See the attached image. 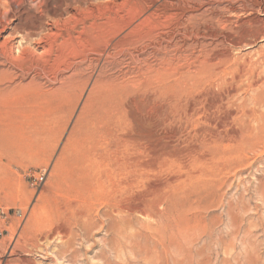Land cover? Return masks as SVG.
Instances as JSON below:
<instances>
[{
  "label": "bare ground",
  "instance_id": "obj_1",
  "mask_svg": "<svg viewBox=\"0 0 264 264\" xmlns=\"http://www.w3.org/2000/svg\"><path fill=\"white\" fill-rule=\"evenodd\" d=\"M40 1L41 13L19 12L13 33L7 37L0 33V171L22 153L17 120L25 113L19 104L24 96L42 92L45 86L56 87L52 92L67 98L92 82L99 90L96 94L92 88L96 98L109 99L120 84L106 71L123 60L128 66L142 62L144 80L139 82L151 93L143 124L155 136L128 135L121 146L105 152L93 143L61 150L54 170L62 192L57 210L66 214L69 226H92L99 220L101 228L111 232L116 223L138 215L152 218L155 226L145 224L159 232L178 233L188 207L182 201L178 174L153 183L150 173L179 170L191 162L211 170V175L196 172L193 179L212 176L215 159L241 160L246 153L264 148V112L231 110L228 94L218 96L231 79H237L239 68L231 65H235L232 52L249 49L264 32L241 40L199 34L201 26L213 22L234 32L245 23L241 16L247 24L263 22L253 17L264 16V0H57L55 9L50 8V0ZM222 4L226 6L219 12L207 11L204 20L200 11L205 6ZM7 8L3 19L12 11ZM208 26L204 31L211 34L214 28ZM28 78L25 86L13 84ZM232 125L235 129L229 131ZM186 131L194 132V138L186 139V145H193L189 151L181 144ZM142 140L149 146L135 147ZM230 142L238 147L225 153Z\"/></svg>",
  "mask_w": 264,
  "mask_h": 264
},
{
  "label": "rangeland",
  "instance_id": "obj_2",
  "mask_svg": "<svg viewBox=\"0 0 264 264\" xmlns=\"http://www.w3.org/2000/svg\"><path fill=\"white\" fill-rule=\"evenodd\" d=\"M50 1V8L55 9L57 0ZM8 3L0 0L3 37L13 33L12 28L18 23L17 13L38 15L42 9L40 0H8ZM224 6H205V12H200L205 13L206 20V14H210L207 11L219 12ZM7 7L12 11L3 19L6 10L9 11ZM224 15L230 17L226 12ZM244 17L239 18L245 23L235 33L222 30L213 22V26H209L214 28L215 35L204 31L208 25L201 26L199 34L234 36L241 40L258 31L264 32V16L253 17L263 19L259 24H247ZM232 19L235 21L234 17ZM250 46L232 52L231 62L235 65H231L239 68L237 79H231L227 87L219 90L218 96L228 94L231 110L235 107L237 112H249L252 108L255 113H263L264 37ZM127 62L123 60L114 70L106 71L105 75L112 74L120 84L119 93L111 99H97L99 90L92 82L83 92L76 91L67 98L60 92H52L56 87L51 90L42 86V92L21 99L20 108L25 113L18 118L17 127L21 132L22 153L15 163L0 171V264H264V148L246 153L241 160L234 156L215 159L212 176L193 179L196 172L211 175V170L191 162L179 170L150 173L148 179L150 177L149 182L153 183L178 174L182 201L186 207L188 205L186 216L190 215L178 233L159 232L157 228L155 231L145 224L155 226L152 218L146 221L138 215L116 223L111 232L102 229L99 220L92 226H69L66 214L57 210L62 192L56 186L54 170L61 150L93 143L105 152L121 146L120 141L129 136L144 137L147 133L155 136L153 130L143 124L151 93L149 95L139 82L144 80L142 62L138 65L131 62L130 66ZM29 81V78L16 80L13 84L25 86ZM196 94H200L199 91ZM234 127L232 125L229 131ZM187 133L181 137V144L189 151L193 145H186V139L194 138V132ZM137 143L133 145L140 148L150 144L145 140ZM237 147L236 142H230L223 151L234 152Z\"/></svg>",
  "mask_w": 264,
  "mask_h": 264
}]
</instances>
